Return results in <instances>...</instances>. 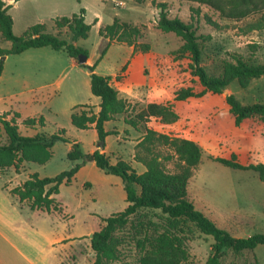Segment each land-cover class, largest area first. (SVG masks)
<instances>
[{"label":"rangeland","instance_id":"1","mask_svg":"<svg viewBox=\"0 0 264 264\" xmlns=\"http://www.w3.org/2000/svg\"><path fill=\"white\" fill-rule=\"evenodd\" d=\"M154 1L167 4L169 18L195 24L202 51L201 65L210 75H219L226 63L234 62L233 54H240L254 64L264 63V31L245 33L246 25L255 20L254 16L232 21L213 8L184 0H126L124 8L116 7L112 0L107 1L101 6L104 26L113 24L114 20L119 18L142 27L145 36L141 42L149 43L151 52L155 56L159 55L161 80L167 81L161 100L165 99L164 96H170L172 99L175 90L181 87L192 86L197 91H201L203 87L192 75L190 56L181 52L183 40L174 33H165L157 28L160 10L153 6ZM12 9L13 6L10 11L14 20V34L17 37L36 24L46 23L51 30L56 29L54 21H50V15L35 11L27 1L23 0L17 10ZM197 9L201 11L199 15L195 13ZM89 10L86 23L91 25V31L87 39L78 41L77 46L94 54L98 52L100 27L95 24L94 8ZM207 16L223 28L219 30L211 25ZM108 44L105 40L101 52L105 47L107 50L99 60L97 70L111 69L124 59V46ZM0 47L10 49L12 43L4 42L0 36ZM70 61L65 51H55L52 48L32 49L22 54L7 56L3 60L4 69L0 78V113L12 110L26 117L47 115L50 121L48 125L52 129L54 119L50 116L47 106L49 97L51 99L56 96L53 110L58 111L61 124L71 125L66 109L69 88L67 84L70 81H79L88 70L72 68ZM226 90L227 94L219 96H212L210 93L201 99L174 102V108L180 116L175 124L166 125L158 120L152 122L155 130L161 133L177 137H195L202 147V163L190 180L189 199L197 210L203 212L220 228L237 238H247L264 233V182L253 170L232 169L213 161L210 157L230 158L232 154H236L237 160L243 165L264 164V150L247 151L242 144L244 133H248V130L240 131L231 122L225 124L221 132H214L212 129L203 132L201 116L214 106L219 107L223 103L227 106L225 98L229 94H233L244 104L264 103V76L252 80L247 88H242L236 80ZM33 97L42 100L32 103ZM141 109L142 106L135 105L133 113ZM22 132L26 136V130L23 129ZM81 136L85 141L82 150L88 153L93 144L92 134L81 132ZM6 143L7 137L3 132L0 144ZM66 145L63 142L59 144L58 147L61 148L55 150L53 161L44 169L36 163L29 165L33 170L40 169L42 174L54 175L47 177H55L70 170L72 161L64 153ZM111 162L114 163L112 160ZM30 172L32 171L26 168L22 174L28 176ZM98 174L106 175L94 164L87 163V170L78 174L71 185L61 187V203L57 202V205L64 208L67 216L64 224L68 234L98 231L104 224L103 219L126 209L128 204L125 185L121 190L117 186L112 187L109 182H103ZM119 179L120 183L124 184L123 180ZM86 183L92 187L85 186ZM56 212L62 213L63 209ZM88 212H97L96 220H89ZM101 222L103 224L100 227ZM117 235L122 241L119 259L109 264H139L140 258L149 252H164L168 256L178 258L181 264H207L214 243L212 237L201 234L193 224L184 220H171L160 210L154 209L138 211L125 227L117 230ZM86 245H83L82 256L77 257L71 253L65 264H93L95 253L89 250L88 243ZM222 264H264V245L239 254L229 252Z\"/></svg>","mask_w":264,"mask_h":264},{"label":"trees","instance_id":"2","mask_svg":"<svg viewBox=\"0 0 264 264\" xmlns=\"http://www.w3.org/2000/svg\"><path fill=\"white\" fill-rule=\"evenodd\" d=\"M206 5L220 12L226 19L241 21L251 16L256 17L246 25L245 33L264 31V0H184ZM153 6L160 10L157 28L165 33H174L184 44L181 52L188 54L192 61L193 77L199 80L203 87L197 91L194 87H181L173 94V101L166 103H149L137 113L130 115L125 122L133 128L143 129V137L136 145L134 160L145 166L146 171L139 174L129 163L118 160L112 163L103 149L107 136L114 132H107L105 124L116 120L118 115L126 114L131 105L119 97L118 91L112 84V77L99 75L95 72L96 65H81L79 56H89V52L77 46L81 39H87L91 25L86 23L85 9L71 16L53 19L56 29L51 30L48 24H36L27 29L20 37L14 34V21L9 13L10 5L0 0V36L4 42H11L12 48L0 47V78L4 69L3 60L12 54H22L30 49L50 47L55 51H65L78 64L91 70V91L94 96L101 98L100 111L94 113L90 106L75 107L71 116L72 124L78 129L88 130L94 127L98 132V149L93 153H85L81 144L67 137V131L60 129L56 133L25 136L20 132L18 113L10 112L0 115V137L4 132L6 144H0V172L10 168L21 172L22 165L36 163L45 165L54 155L53 147L57 142L71 144L67 158L75 164L70 170L55 177L41 178L38 173L11 191L20 201L28 202L33 210L46 212L61 211L56 196L60 194L62 185H71L80 169L87 163H95L106 174L120 177L127 193V208L117 214L103 219L102 227L93 234L91 248L95 253L93 264H109L119 259V248L122 243L117 230L125 227L129 219L141 209L160 210L171 220H184L193 224L198 231L212 237V254L207 264H222L229 252L239 254L253 251L264 245V233L255 234L247 238H237L225 229L220 228L203 212L196 209L188 197V186L196 169L202 163V148L193 141L182 137L161 133L149 124L156 119L163 124L171 125L179 121L180 116L174 108V102H184L190 99H201L208 93L223 94L229 85L238 81L242 88H247L254 79L264 76V63L254 64L240 54H233L234 62L224 65L219 75H210L201 65L202 51L196 36L195 24L185 23L180 19L167 16V4L153 2ZM201 13L199 9L195 11ZM209 23L221 30L223 27L206 17ZM143 28L124 22L116 18L111 25L100 29V36L109 42L133 46L135 52L148 53L149 43H142ZM107 47L101 52L103 58ZM226 103L235 118L236 127H240L245 120L257 118L264 123V103L243 104L236 96H226ZM26 128H45L46 120L43 116L28 118L22 121ZM226 167L239 170H253L264 182V164L256 163L243 165L237 160L236 154L230 158L210 157ZM139 264H181L180 260L168 256L164 252H149L144 254Z\"/></svg>","mask_w":264,"mask_h":264},{"label":"crops","instance_id":"3","mask_svg":"<svg viewBox=\"0 0 264 264\" xmlns=\"http://www.w3.org/2000/svg\"><path fill=\"white\" fill-rule=\"evenodd\" d=\"M2 1H4L7 5H10V9L13 6V9L17 10L23 0ZM24 1L29 2L35 11L37 10L38 12H41L43 14L50 15V21L57 17L73 15L81 9H85L86 11V20L87 13L88 11H90L89 9L93 7L95 11V24L101 29L102 27H104L102 21L101 6L102 4L107 3V1L109 0ZM112 2L116 7L124 8L126 6V0H112ZM9 13L11 14L10 10ZM104 44L105 39L100 36L98 43V52L94 54H91L89 52L87 63L90 66L96 65L95 72L97 74L106 77H112V84L118 91L119 97L127 101L131 105V107L126 114L118 115L116 120L109 121L105 124V130L107 132H114V134L107 136L103 152L108 157H110V159L114 163H116L118 160L125 161L129 163L139 174H142L146 171V168L142 164L135 162L134 156L136 145L140 142L144 135L143 129L142 127L139 130L133 128L125 122V119L134 114L133 109L135 105L142 106L144 108L149 103H166L173 100V98L171 99L170 96H164V100L160 99L162 97L161 95L163 94V91H165V86H167V81L161 80V73L159 71V55L155 56L151 52V50L148 53L135 52L133 46L122 45L124 46L123 48L126 53L124 59L121 62H117L115 67L100 71L97 70V67L100 60V52ZM44 48H39L36 50ZM107 56H109V53ZM70 60V65L72 68H79V70L81 68V70H83V67H81L75 59L70 58ZM82 76L83 77H81L79 81H70L69 84H67V87L69 88H67L68 97L66 101V109L71 125L70 123L65 125L61 124L58 111L53 110L55 101L57 99L56 96L51 99L49 97L47 106V109L50 112V116L54 119V121L52 122V129L51 126L48 125L50 121L47 115L37 114L38 116H35L39 117L41 115L45 118V128L23 127L22 121L28 118H35L34 116L26 117L21 113L14 112L12 110L1 112L0 115L6 112H10L11 115L9 116V118H11L13 116V113H18L20 115V119H18L20 132L23 134L22 130L24 129L26 130V136L30 137L35 136L39 133L51 135L56 133L60 129H65L68 133L67 137L78 141L80 144H82V148L85 147V141L81 136V132H88L92 134L93 144L91 146V149L87 152L93 153L98 149L97 130L94 127L88 130L78 129L73 126L71 120L74 108L80 105L90 106L92 111L96 114H98L100 111L101 98L92 94L90 73H83ZM212 96L219 95L213 94ZM41 100V98L33 97L32 103H37ZM44 102L46 101L44 100ZM201 112L203 113L204 109ZM201 120H203L201 122L203 132L211 131V129L214 132H221L225 124H229V122L235 125V118L230 112V107L228 106V104L226 106L224 103L219 107L214 106L213 108H211L206 112L205 115L201 116ZM152 121L157 120L152 119ZM152 121L149 124L151 127H153ZM236 128H238L240 131H242L243 129L248 130V133L246 132L247 134L244 133L245 138L244 143L242 144L247 151L264 150V123L261 120L257 118H249L245 120V122L240 127ZM182 138H186L196 142L195 137ZM250 141L251 143H249ZM60 143L61 142H57L53 147L54 156L55 150L57 148H61L58 147ZM64 149V153L67 156L69 151L71 150V144H67ZM54 156L48 163H46L45 165H41L43 166V169L53 161ZM77 163L78 162H72L71 168ZM29 164L31 163H24L22 165V170L20 173H17L14 168H10L4 173L0 172V264H65L66 259L69 258V254H76L77 257L79 255H83V245H85L86 247V244L88 243L89 250H92L91 235L96 231L94 232V230H88V234H68L66 232L64 224V219L65 217H67L65 215L64 208L62 213L56 211H52L49 213L42 210H33L28 202L20 201L17 196H14L11 193L13 189L22 185L29 178L30 174L38 173L41 178L54 176L42 174L40 169L33 170L31 168V165ZM88 164H94L96 166L95 163L90 162ZM141 166H143V168ZM26 168H29L30 171H32L28 173V176L22 174ZM85 170H87V164L80 169L78 174H82ZM98 176L100 179L102 178L103 182H109L110 186L112 187L117 186L120 190L124 188V184L120 183L121 180L118 176L111 174H98ZM85 186L92 187V185L89 183H86ZM59 196L60 194L56 196L57 202H60ZM96 216L97 212H88L89 220H96ZM102 224L103 223L101 222L100 227ZM88 235L90 236V238H87ZM94 261L95 260H93V263ZM73 264H75V262Z\"/></svg>","mask_w":264,"mask_h":264},{"label":"water","instance_id":"4","mask_svg":"<svg viewBox=\"0 0 264 264\" xmlns=\"http://www.w3.org/2000/svg\"><path fill=\"white\" fill-rule=\"evenodd\" d=\"M78 62H79V64H81V65H85V64H88L87 62H88V57L87 56H84V55H80L79 56V59H78ZM88 72L90 73L91 72V70H88ZM224 94H227L228 93V90H224V92H223ZM93 238V235H91V239Z\"/></svg>","mask_w":264,"mask_h":264}]
</instances>
